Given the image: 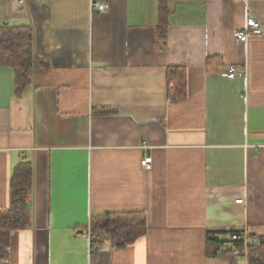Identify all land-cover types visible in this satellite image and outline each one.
<instances>
[{"label":"crops","instance_id":"1","mask_svg":"<svg viewBox=\"0 0 264 264\" xmlns=\"http://www.w3.org/2000/svg\"><path fill=\"white\" fill-rule=\"evenodd\" d=\"M166 5L163 41L159 0H0L45 61L19 96L0 67V211L15 169L31 168L29 223L0 264H227L208 235L264 239V0ZM249 17L263 34L235 42ZM231 66L245 76L228 79ZM172 67L181 96L166 86ZM127 212L146 218L132 245L86 238L92 216Z\"/></svg>","mask_w":264,"mask_h":264},{"label":"trees","instance_id":"2","mask_svg":"<svg viewBox=\"0 0 264 264\" xmlns=\"http://www.w3.org/2000/svg\"><path fill=\"white\" fill-rule=\"evenodd\" d=\"M169 10L166 0H159L158 26L156 35L165 40ZM45 65V61L33 55V31L29 26L11 27L0 18V67L12 69L14 89L17 96L29 84L28 72L34 67ZM166 86L172 89L170 95L181 96L185 91V71L180 67L168 68ZM31 186V168L20 164L10 181L11 202L6 210L0 211V260L7 257L11 233L23 229L28 223L26 205ZM89 228L92 233L109 237L114 247L132 245L146 233V218L143 213H102L91 217ZM239 243L230 239L223 241L215 235L206 239L207 254L221 253L223 248L233 249ZM223 252L227 264H238L230 251ZM248 264H264V239L248 249Z\"/></svg>","mask_w":264,"mask_h":264},{"label":"built area","instance_id":"3","mask_svg":"<svg viewBox=\"0 0 264 264\" xmlns=\"http://www.w3.org/2000/svg\"><path fill=\"white\" fill-rule=\"evenodd\" d=\"M92 8L98 10L101 14H107L108 13V7L104 3L99 4H92ZM263 34V28L261 25L253 18L249 17L245 21V25L242 29H240L238 32L235 33L234 38L235 42L237 43H243L246 42L249 36L259 37ZM245 74L243 72H239L236 70L235 67H229L226 73V77L228 79H235V78H243ZM152 164L151 157H144L140 162V167L143 170L149 169V167ZM241 200L236 201V203H241ZM93 233L91 232L89 226L86 230V238L90 241L93 239ZM229 239L232 241H235L238 244V246H235L233 249H227L223 248V252L230 251L235 257L242 258L247 255L248 249L253 245L254 240L250 235L247 233L246 230H241L237 233H232L229 235Z\"/></svg>","mask_w":264,"mask_h":264}]
</instances>
